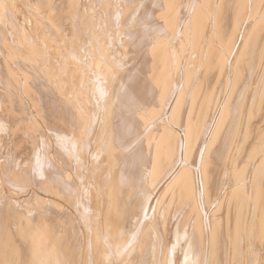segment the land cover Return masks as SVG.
<instances>
[{
  "label": "bare ground",
  "instance_id": "1",
  "mask_svg": "<svg viewBox=\"0 0 264 264\" xmlns=\"http://www.w3.org/2000/svg\"><path fill=\"white\" fill-rule=\"evenodd\" d=\"M120 3L125 19L117 12L82 21L95 34L111 29L107 41L125 52L123 60L112 48L98 53L95 93L75 89L79 61L63 45L60 69L69 70L74 102L49 58L48 68L38 63L32 45L44 41L42 29L28 46L4 48L15 65L41 71L25 69L21 98L0 66V94L11 103L0 126L18 122L12 108L28 117L26 98L37 114L47 110L52 166L48 178L34 179L57 211L40 210L31 190L32 221L0 189V264H264V0ZM9 4L0 0L2 18ZM157 112L165 118L152 119ZM151 170L174 199L166 215L160 194L143 193Z\"/></svg>",
  "mask_w": 264,
  "mask_h": 264
},
{
  "label": "rangeland",
  "instance_id": "2",
  "mask_svg": "<svg viewBox=\"0 0 264 264\" xmlns=\"http://www.w3.org/2000/svg\"><path fill=\"white\" fill-rule=\"evenodd\" d=\"M8 1L10 2L9 7L4 12L6 14V18H2L0 16V66H5V68H7L15 77L14 79L18 82V85L16 87L17 95L19 97L23 98L22 89L26 90L28 87V84H24L23 79H21L25 72H27V70L25 69L30 68L31 70H35V72H37V75H40L41 71H38L35 68L34 63L32 62L24 63L23 67H20L21 65H15L14 62L18 61V59L16 58V56H9L4 48L5 46H10V41L22 45L21 47H23V44L25 47L28 46L29 43L26 42V40L32 38V36L34 37V34H36L37 31L40 32L41 29L45 34H43L45 38L44 41L42 43L40 41L41 44H36L35 42H33L32 45L33 49L37 50V52H39L40 54L38 63H40L44 68H48L46 67V65H48L47 62L49 58L50 64L53 65V67L49 68V70H51L53 73H58L55 78L65 87L66 96L69 98V100H72V102H74V99L72 98L73 95L71 91V84L66 83L68 80L67 75L69 70L67 68L65 69L64 65V67H61L60 69V65L63 64L64 61L62 60L63 56L61 51H63L66 46L70 49L73 57H75L76 60L78 59L79 61L77 68H74L75 71H73L79 77L76 76V80L73 77L72 78L74 79L73 86L75 87V89L76 87H78L80 91L83 90V88L88 87L90 91L94 93L98 90V86L92 84L94 83L93 79L98 76V72L93 67L92 62L98 56V53L101 50L106 49L107 52L108 49L112 48L114 52H109V54L113 58L122 60L124 59L123 57L125 55V52H123V49H121L122 46H120L118 40L115 38L113 44H110L107 41L106 35H108L107 33L110 32L111 29H107V32H102V34H95L93 31L88 30L86 25H84L85 23L82 22L85 21L86 17L88 16L91 18V20H95L96 13H101V16H103L104 14V17L106 16V20H108L111 19L112 16H116L117 12H120L121 15L123 14V18L125 19L127 13L126 11L121 12L122 9L120 10L119 7L121 6L120 0H101L105 8L101 7V3H96V0ZM70 1V12H68L67 6L68 2ZM75 20L77 21L76 23ZM114 30L112 31V33L114 32ZM50 40L52 42L56 41L55 47L54 43H51ZM177 47L178 46H176L175 48ZM74 48L78 50V56L76 55ZM125 64L126 63H124V65ZM53 68H56V70H54ZM112 68L113 66H111V69ZM64 69L66 70L65 73H60V70L64 71ZM94 71L97 73H95ZM29 76L31 77V74ZM29 80L30 78L26 79L27 83ZM29 97L31 99L34 98V96L31 97L30 95ZM0 99H4V102L0 101V109L2 112H4V110H7L6 108L11 107V103L7 95L4 93L0 94ZM25 101L26 102L24 108L28 117H23V114L21 115L19 109L12 108V118L18 122L15 124H11L12 129L10 128V126L9 128L0 126V189H2L7 195H9L7 198H11L15 201L20 202V207L27 211V215L33 221L37 216L38 208L40 210H43L47 215H54L57 211V208H55L56 205L53 193L48 188L44 187L41 184V181L34 179L35 176H40V178L42 177L44 179L45 177L48 178V174L50 173L49 168H51L52 166L50 157L53 153L55 139L53 137V132L49 124L47 123V110L44 111L45 113L42 112V114L39 115L36 113L33 100L32 102L34 105H32L30 100H28L27 98L25 99ZM21 109L23 110V105ZM158 113L159 112H157V114H154V117L152 116V119L155 117H159ZM162 114L163 113H159L160 119L163 117ZM173 114H175V111L173 112ZM173 114L168 113L170 117L172 115L171 119L175 121L176 119L174 118L176 117V115ZM103 116L104 115H101V120H103ZM171 119H169V121L172 123ZM16 124H18L17 128ZM172 126L171 129L175 127ZM13 127L15 129H13ZM1 164H3L4 167H7L6 171H2L3 167L1 168ZM12 168H15L17 170V174L16 176H14V178L9 176L11 175ZM121 171L122 166L120 172ZM156 174V170H151L147 185L142 186V189H144L143 193L150 192V194H160L159 196H161L162 202L159 206L162 207V210L165 213L167 208L170 210V200L174 201V199L172 197L170 198V196L167 197L164 187H160L161 180H159L158 183L154 182ZM7 185L12 187V189L10 190L9 188H7ZM19 190L23 192H17ZM31 190H33L36 194L35 203L38 208L33 207V205H31L32 203H28V196ZM159 206H157L158 210ZM166 214L167 213H165V215Z\"/></svg>",
  "mask_w": 264,
  "mask_h": 264
}]
</instances>
